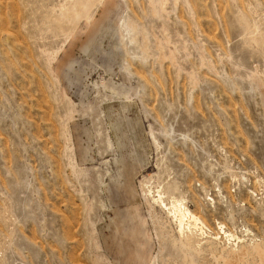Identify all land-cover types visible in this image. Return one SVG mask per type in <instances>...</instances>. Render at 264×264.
I'll list each match as a JSON object with an SVG mask.
<instances>
[{
    "label": "rangeland",
    "instance_id": "374dc122",
    "mask_svg": "<svg viewBox=\"0 0 264 264\" xmlns=\"http://www.w3.org/2000/svg\"><path fill=\"white\" fill-rule=\"evenodd\" d=\"M0 264H264V0H0Z\"/></svg>",
    "mask_w": 264,
    "mask_h": 264
},
{
    "label": "bare ground",
    "instance_id": "6f19581e",
    "mask_svg": "<svg viewBox=\"0 0 264 264\" xmlns=\"http://www.w3.org/2000/svg\"><path fill=\"white\" fill-rule=\"evenodd\" d=\"M191 218L195 219L194 217H191Z\"/></svg>",
    "mask_w": 264,
    "mask_h": 264
}]
</instances>
